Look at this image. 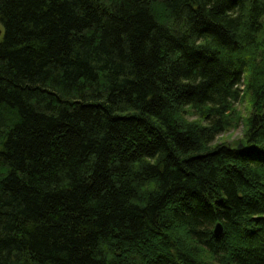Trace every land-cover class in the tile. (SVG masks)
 <instances>
[{"label": "trees", "instance_id": "16d2710c", "mask_svg": "<svg viewBox=\"0 0 264 264\" xmlns=\"http://www.w3.org/2000/svg\"><path fill=\"white\" fill-rule=\"evenodd\" d=\"M0 27V264H264V0H0Z\"/></svg>", "mask_w": 264, "mask_h": 264}, {"label": "rangeland", "instance_id": "374dc122", "mask_svg": "<svg viewBox=\"0 0 264 264\" xmlns=\"http://www.w3.org/2000/svg\"><path fill=\"white\" fill-rule=\"evenodd\" d=\"M1 35H2V29L0 27ZM0 35V37H1ZM239 108L241 109V112L244 114L247 107L244 105H239ZM244 126L241 124L239 128L236 130H232L228 133H225L221 136H219L215 142V144L219 143H226L229 144L232 147L239 146L241 143H244L245 141V132H244Z\"/></svg>", "mask_w": 264, "mask_h": 264}, {"label": "water", "instance_id": "95a60500", "mask_svg": "<svg viewBox=\"0 0 264 264\" xmlns=\"http://www.w3.org/2000/svg\"><path fill=\"white\" fill-rule=\"evenodd\" d=\"M0 35H1V31H0ZM240 148H241V147H239V149H240ZM222 233H223L222 225H221V224H218V225L216 226V228H215V235H216V237L221 236Z\"/></svg>", "mask_w": 264, "mask_h": 264}]
</instances>
